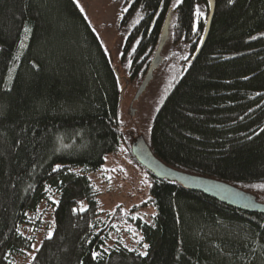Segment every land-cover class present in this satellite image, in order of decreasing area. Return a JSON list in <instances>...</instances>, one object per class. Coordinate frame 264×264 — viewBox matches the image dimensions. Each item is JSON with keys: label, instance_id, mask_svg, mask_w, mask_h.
Instances as JSON below:
<instances>
[{"label": "trees", "instance_id": "1", "mask_svg": "<svg viewBox=\"0 0 264 264\" xmlns=\"http://www.w3.org/2000/svg\"><path fill=\"white\" fill-rule=\"evenodd\" d=\"M111 1L136 85L171 11L166 90L145 139L153 155L264 203V0H213L197 55L208 0ZM105 44L76 0H0V264H264V215L159 180L134 159ZM122 143L149 184L127 213L105 211L90 178ZM147 206L149 222L135 214Z\"/></svg>", "mask_w": 264, "mask_h": 264}, {"label": "rangeland", "instance_id": "2", "mask_svg": "<svg viewBox=\"0 0 264 264\" xmlns=\"http://www.w3.org/2000/svg\"><path fill=\"white\" fill-rule=\"evenodd\" d=\"M76 1L87 14L93 28L98 31L106 43L105 46L108 49L111 63L118 72L121 88L118 121L125 140L132 143L139 136L146 139L154 109L166 90L165 83L168 76L167 68L164 64L166 59L164 47L161 52L162 64L154 71L153 78L145 92L138 100H135L139 85L129 80L126 59L124 61V58L120 56L122 46L119 41L120 37L112 28L113 19L109 16L112 1L105 0L104 9L97 5V0ZM121 32L124 33L125 31ZM125 34L122 38L126 37ZM131 109L135 112L133 117L130 116ZM90 178L94 181L97 188L100 189V201L103 203L105 211H113L117 206H121L122 213H127L133 207H139L148 200V180L144 173L126 155L123 143L119 152L109 155L102 169L97 173L91 174ZM154 213L155 209L152 206L143 207L135 212L136 217L141 218L145 222H149L150 217ZM116 235L122 237L128 247H132L134 244L128 234L120 232L119 234H114L113 237H116ZM23 263H26V260Z\"/></svg>", "mask_w": 264, "mask_h": 264}, {"label": "water", "instance_id": "3", "mask_svg": "<svg viewBox=\"0 0 264 264\" xmlns=\"http://www.w3.org/2000/svg\"><path fill=\"white\" fill-rule=\"evenodd\" d=\"M208 2L209 14L207 18L206 28L201 46L197 50L196 55L200 51L206 39L210 28V23L214 14L213 0H208ZM170 19L171 11L168 12L167 18L160 34L159 44L154 52L153 58L150 61V65L147 69V72L139 85L135 100H138L139 97L145 92L153 78L154 71L157 70L162 64L163 58L161 56V52L169 37ZM134 113V110L131 109L130 116L133 117ZM130 148L131 154L137 161V163L142 166L146 171L151 173L155 178L175 183L176 185L182 187L185 190L201 193L231 208L252 214L264 215V203L258 202L253 195L235 187H232L226 183L219 182L210 178H205L202 176L187 174L165 165L153 155L148 144L142 136H139L134 139L131 143Z\"/></svg>", "mask_w": 264, "mask_h": 264}, {"label": "snow or ice", "instance_id": "4", "mask_svg": "<svg viewBox=\"0 0 264 264\" xmlns=\"http://www.w3.org/2000/svg\"><path fill=\"white\" fill-rule=\"evenodd\" d=\"M196 15L199 16L200 15V10L199 8L196 9ZM27 31V29H25Z\"/></svg>", "mask_w": 264, "mask_h": 264}, {"label": "bare ground", "instance_id": "5", "mask_svg": "<svg viewBox=\"0 0 264 264\" xmlns=\"http://www.w3.org/2000/svg\"><path fill=\"white\" fill-rule=\"evenodd\" d=\"M131 147V146H130ZM130 151H131V148H130Z\"/></svg>", "mask_w": 264, "mask_h": 264}]
</instances>
